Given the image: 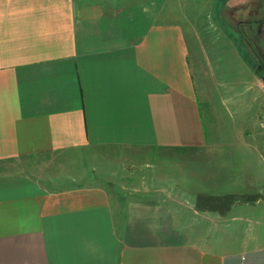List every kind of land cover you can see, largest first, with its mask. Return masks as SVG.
I'll use <instances>...</instances> for the list:
<instances>
[{
	"label": "crops",
	"instance_id": "1",
	"mask_svg": "<svg viewBox=\"0 0 264 264\" xmlns=\"http://www.w3.org/2000/svg\"><path fill=\"white\" fill-rule=\"evenodd\" d=\"M239 1L0 0V264H264V163L249 141L221 154L225 116L208 140L176 10L250 22L264 62V0Z\"/></svg>",
	"mask_w": 264,
	"mask_h": 264
},
{
	"label": "rangeland",
	"instance_id": "2",
	"mask_svg": "<svg viewBox=\"0 0 264 264\" xmlns=\"http://www.w3.org/2000/svg\"><path fill=\"white\" fill-rule=\"evenodd\" d=\"M98 1L105 3L108 0ZM234 1H236L234 3H240L239 0ZM234 3L232 2V4ZM102 6L110 7V5ZM177 8V12L182 13L183 16L190 18L193 16V18L190 19L191 26L189 25L194 31L192 43V52L194 54L193 73L195 75L197 89L200 93L199 95L202 102L200 108L208 140H218L214 138V135L218 134L219 131L218 118L220 116H225V120L227 119V122H223L225 139L218 140L216 143L217 145L218 142H223H220V146L225 150H222L221 154L231 150L237 140L249 141L250 145L257 148L256 151L259 153V160L261 161L259 162L261 166L262 162L264 163V129L261 128L259 124V118L262 119L264 117V86L259 71L263 72L264 62L255 56L256 51L254 50V46L256 47V43L248 36V33H251L250 22L247 23V21H245L243 25L238 22L239 19H237V16H231L227 18L231 26H225L223 29V27L216 25L219 23V20L216 18L213 20L212 15L206 10L199 14L194 10L193 12H189L184 5H177ZM239 33L242 35L243 41L248 48L247 51L254 57L255 65H250L251 67L236 63L234 45L237 49H241V43H237V40H235V38L238 39L240 36ZM228 36L229 38H231V36L234 38V40H232L234 45ZM244 47H242L243 51L245 49ZM262 56L264 58V54ZM256 74L260 76L258 80H256V78H258ZM204 101H208L210 104L209 109L212 117L210 119H208V107L204 105ZM229 103L232 105L230 106ZM239 130H243V132L246 131V137L234 138V133ZM253 149L255 148H252V150ZM210 157H212L211 154ZM198 158L202 159L203 155H198ZM226 161L229 162V160ZM246 161L248 160L246 159ZM71 162L72 165L69 164L65 166V169H60L58 168L59 163L57 161L58 164L55 163L48 167L49 169L45 171V174L60 173L65 175L73 173L77 168L84 170L86 166H88L84 164V162H75L74 160ZM176 169L177 167L169 166L167 169L168 177H171L174 172L177 173L175 171ZM118 172L119 171L115 172V176H118ZM123 172L126 176L131 174V177H141L143 175L141 168L137 169V167H126ZM88 173L94 174L95 172L88 171ZM101 177L102 179H107L108 175H102ZM241 199L242 198L238 199V202H240Z\"/></svg>",
	"mask_w": 264,
	"mask_h": 264
},
{
	"label": "trees",
	"instance_id": "3",
	"mask_svg": "<svg viewBox=\"0 0 264 264\" xmlns=\"http://www.w3.org/2000/svg\"><path fill=\"white\" fill-rule=\"evenodd\" d=\"M261 66V65H260ZM263 67V66H262ZM259 75L264 76V67L263 72L259 71ZM242 198L243 200H250V196H236V195H224L221 197L218 196H206V195H197L196 197V208H203L202 205H205L208 209H218L220 210H228L230 206L238 199Z\"/></svg>",
	"mask_w": 264,
	"mask_h": 264
},
{
	"label": "water",
	"instance_id": "4",
	"mask_svg": "<svg viewBox=\"0 0 264 264\" xmlns=\"http://www.w3.org/2000/svg\"><path fill=\"white\" fill-rule=\"evenodd\" d=\"M261 79H262V82H263V86H264V76H262V77H261Z\"/></svg>",
	"mask_w": 264,
	"mask_h": 264
},
{
	"label": "built area",
	"instance_id": "5",
	"mask_svg": "<svg viewBox=\"0 0 264 264\" xmlns=\"http://www.w3.org/2000/svg\"><path fill=\"white\" fill-rule=\"evenodd\" d=\"M262 123H263V125H264V117L262 118Z\"/></svg>",
	"mask_w": 264,
	"mask_h": 264
}]
</instances>
